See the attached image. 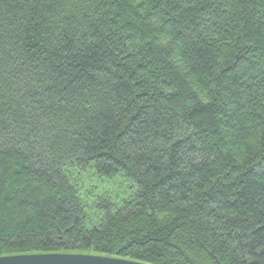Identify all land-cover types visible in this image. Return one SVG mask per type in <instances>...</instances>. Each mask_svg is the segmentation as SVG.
Masks as SVG:
<instances>
[{"label": "trees", "instance_id": "1", "mask_svg": "<svg viewBox=\"0 0 264 264\" xmlns=\"http://www.w3.org/2000/svg\"><path fill=\"white\" fill-rule=\"evenodd\" d=\"M59 251L264 264V0H0V255Z\"/></svg>", "mask_w": 264, "mask_h": 264}, {"label": "rangeland", "instance_id": "2", "mask_svg": "<svg viewBox=\"0 0 264 264\" xmlns=\"http://www.w3.org/2000/svg\"><path fill=\"white\" fill-rule=\"evenodd\" d=\"M73 177L86 205L89 227L99 222L110 208L114 211L125 200H130L136 190L134 182L123 174L104 177L92 169H74Z\"/></svg>", "mask_w": 264, "mask_h": 264}, {"label": "water", "instance_id": "3", "mask_svg": "<svg viewBox=\"0 0 264 264\" xmlns=\"http://www.w3.org/2000/svg\"><path fill=\"white\" fill-rule=\"evenodd\" d=\"M0 264H153L90 252H29L0 255Z\"/></svg>", "mask_w": 264, "mask_h": 264}]
</instances>
